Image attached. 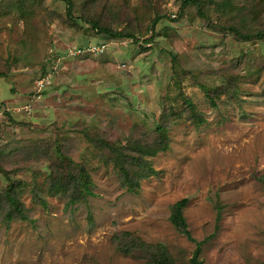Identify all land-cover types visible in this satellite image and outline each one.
Segmentation results:
<instances>
[{"label":"rangeland","instance_id":"374dc122","mask_svg":"<svg viewBox=\"0 0 264 264\" xmlns=\"http://www.w3.org/2000/svg\"><path fill=\"white\" fill-rule=\"evenodd\" d=\"M183 1L0 0V264H150L120 250L139 242L192 264L170 223L183 199L199 264H264V39L226 30L264 29V0ZM157 126L169 149L129 191L104 145L138 168ZM69 162L83 202L48 194ZM9 190L28 221H7Z\"/></svg>","mask_w":264,"mask_h":264},{"label":"trees","instance_id":"16d2710c","mask_svg":"<svg viewBox=\"0 0 264 264\" xmlns=\"http://www.w3.org/2000/svg\"><path fill=\"white\" fill-rule=\"evenodd\" d=\"M196 6L198 8V13L200 16H203V13L199 10L200 2L198 0H184L182 3V7L185 6ZM226 30L230 31L240 39L244 41H250L252 39L254 40H263L264 39V29L259 30L253 34H241L236 28L230 27L227 28ZM115 38L119 39H132L131 36H125L121 32L111 34ZM0 77H4L3 75H0ZM189 106L190 102H188ZM156 131L159 134V142L156 143L155 146L149 147V146H137L136 147V154L138 155L137 160L138 164L140 163V167L135 168V169H140L141 167H146L144 169H141L139 173H135L134 165H133V158H126L122 152L119 149L114 150L110 145L105 144L104 148L110 149L111 151H115V153H120L118 156H115V160H113V165L116 170L119 171V173L126 179L127 181V189L129 191L136 192V190L139 187V182L138 180L142 178H146L149 175L154 174L152 169L143 163V158L144 157H154L158 153H164L169 149L168 146V140H167V135L166 131L163 127L157 126ZM116 154V155H117ZM68 168L71 172L67 173V176L59 175H54L50 179L49 187H48V194L49 195H55V194H68V189L71 187L73 188V193H71V199L73 202L76 201H85L86 198L92 197L93 194L91 192V185L92 181L88 173L81 167V166H76L73 165L72 163L69 162ZM258 182L260 183L262 190L264 192V176H260L258 179ZM73 186V187H72ZM9 205L13 208L14 212L9 213L7 215V221L13 220L15 217L22 221H28V218L26 215L23 214L22 209H21V203L18 202L11 194V191L9 190L6 194ZM42 206H46L44 201H41ZM187 204V199H183L177 203H175L172 207L171 210V215H170V223L171 225L183 236L186 237L187 240L193 242L196 244V250L194 251L193 258L191 259L192 264H199L197 261V254L199 250V243H196L187 228V224L184 220L183 217V211L184 208ZM217 209V215H216V223L219 222L220 220V209L219 206L216 207ZM127 235V234H124ZM135 241L138 242V239ZM120 250L123 253L126 254H132L135 258H144L146 259L150 264H168V261L166 258H162L161 260H158V257L154 254H152L153 249H155L153 246L146 245L142 242H139V244H135V247L128 248L123 245H120ZM142 252V256H136L133 255V251ZM169 264L170 261H169Z\"/></svg>","mask_w":264,"mask_h":264},{"label":"built area","instance_id":"2783aa9c","mask_svg":"<svg viewBox=\"0 0 264 264\" xmlns=\"http://www.w3.org/2000/svg\"><path fill=\"white\" fill-rule=\"evenodd\" d=\"M103 50V46H94V47H88L87 49H81L77 50L75 53H71V55L76 54H85V53H100ZM41 86V85H39Z\"/></svg>","mask_w":264,"mask_h":264}]
</instances>
